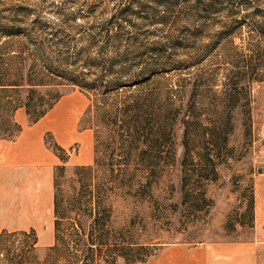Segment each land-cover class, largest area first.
I'll return each instance as SVG.
<instances>
[{"label":"rangeland","instance_id":"rangeland-1","mask_svg":"<svg viewBox=\"0 0 264 264\" xmlns=\"http://www.w3.org/2000/svg\"><path fill=\"white\" fill-rule=\"evenodd\" d=\"M0 61L52 65L51 84L0 92V138L70 99L92 136L88 163L75 143L55 169L60 229L55 210L41 230L1 228L0 264H141L230 241L264 264V0H0ZM191 105L234 108L225 147L185 144Z\"/></svg>","mask_w":264,"mask_h":264},{"label":"crops","instance_id":"crops-1","mask_svg":"<svg viewBox=\"0 0 264 264\" xmlns=\"http://www.w3.org/2000/svg\"><path fill=\"white\" fill-rule=\"evenodd\" d=\"M82 108L72 99L61 102L35 123L24 122L14 140L0 138V229H43L53 224L55 169L61 164L53 145L68 150L78 144V159L88 163L84 152L92 139L89 129H79ZM255 221L260 218L256 214ZM243 241L187 247L173 245L159 257L141 264H255Z\"/></svg>","mask_w":264,"mask_h":264},{"label":"trees","instance_id":"trees-1","mask_svg":"<svg viewBox=\"0 0 264 264\" xmlns=\"http://www.w3.org/2000/svg\"><path fill=\"white\" fill-rule=\"evenodd\" d=\"M2 33L7 34L10 32H4V30H2ZM7 65L8 64L5 63V61H2L0 63V92L13 91L7 87H14L13 89H18L21 86H25V85L35 87V86H41L52 83L50 81L49 82L45 81V74H44L47 68L52 67L51 64L42 67L43 71L42 70H41L42 72L38 71V73H36L35 75H34L35 73L34 69L33 70L31 69L32 71L25 75L23 73L24 65L20 66V68H17L14 71H12L13 69L7 67ZM13 92H17V90ZM233 109L234 108L231 106L216 108L214 112V117L207 118L208 116H206L207 114L205 112L199 113L197 111V108L191 105V112H188L186 114L188 118H184L183 120L185 127V144L188 145L190 137L193 138L194 136L198 135L203 138H207L209 140L214 141L215 144L222 145V147L223 146L225 147L228 141L227 137L233 130ZM203 117H205V119ZM204 120H206V123ZM50 144L54 149H56L59 152L60 157L61 154L65 153L64 149L58 148L56 145H53L52 142H50ZM211 173H215V170L214 171L211 170ZM211 173H208V175L205 176V179H210V180L215 179L214 178L215 174H211ZM55 211L57 217L55 221V226L58 231L60 229V225H62V221L67 217L65 215L58 214V204L56 205Z\"/></svg>","mask_w":264,"mask_h":264}]
</instances>
